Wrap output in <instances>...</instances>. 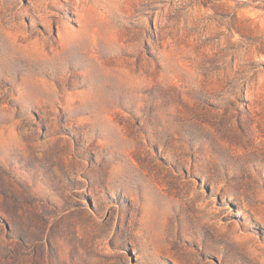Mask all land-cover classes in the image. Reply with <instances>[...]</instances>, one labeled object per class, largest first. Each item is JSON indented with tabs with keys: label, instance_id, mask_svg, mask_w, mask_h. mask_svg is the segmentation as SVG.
<instances>
[{
	"label": "rangeland",
	"instance_id": "obj_1",
	"mask_svg": "<svg viewBox=\"0 0 264 264\" xmlns=\"http://www.w3.org/2000/svg\"><path fill=\"white\" fill-rule=\"evenodd\" d=\"M0 264H264V0H0Z\"/></svg>",
	"mask_w": 264,
	"mask_h": 264
}]
</instances>
